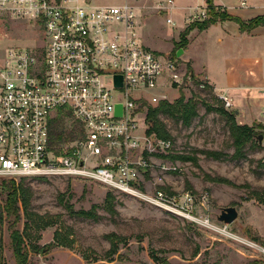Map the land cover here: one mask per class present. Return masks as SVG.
Here are the masks:
<instances>
[{
  "label": "rangeland",
  "instance_id": "1",
  "mask_svg": "<svg viewBox=\"0 0 264 264\" xmlns=\"http://www.w3.org/2000/svg\"><path fill=\"white\" fill-rule=\"evenodd\" d=\"M126 1L152 7L165 0L91 3L119 5ZM139 6L140 34L150 46L155 43L152 49L176 60L179 74H184L182 83H175L174 88L169 84V71L163 75L169 102L183 92L181 112L187 102L186 106L192 105L197 112L190 125L177 117L162 113L157 116L158 126L171 136V147L155 153L153 162L173 164L180 170L166 171L154 165L141 182L139 195L76 176L0 177L2 206L6 196L1 190L4 181L31 190L28 211L19 202L18 222L13 226V217L11 224H4V264H17L12 241L16 229L24 235L26 264H264V254L253 246L264 245V95L234 98L232 106L226 108L211 86H199L202 80L207 83L205 79L189 78L191 67L178 57L181 49L175 46L168 54L180 31L178 25L166 22L170 11L159 14L158 10L145 9L141 19ZM205 10L209 18L207 7ZM196 23L191 21L187 26ZM36 34L24 21L1 19L0 59L10 47L31 44ZM222 107L234 113L237 126L253 133L241 146L234 143L231 124L217 111ZM67 125L71 127L70 121ZM151 126L152 122L147 134ZM171 155L180 157L172 159L168 157ZM158 191L168 201H154ZM110 197H114V212L106 209ZM228 206H235L239 212L231 224L217 218L221 208ZM54 241L59 244L49 248ZM35 245L41 251L33 250Z\"/></svg>",
  "mask_w": 264,
  "mask_h": 264
},
{
  "label": "built area",
  "instance_id": "2",
  "mask_svg": "<svg viewBox=\"0 0 264 264\" xmlns=\"http://www.w3.org/2000/svg\"><path fill=\"white\" fill-rule=\"evenodd\" d=\"M91 2L0 0V20H21L37 31L31 44L10 47L0 59V177L76 176L139 195L154 165L180 170L153 162L171 142L147 134V111L170 100L166 71L173 88L184 74L176 60L143 42L132 4ZM174 3L165 0L158 10L167 12ZM206 18L203 9L188 21ZM219 97L232 106L225 92ZM61 110L79 122V137L57 145L51 121ZM153 200L168 198L158 191ZM253 246L264 254V245Z\"/></svg>",
  "mask_w": 264,
  "mask_h": 264
},
{
  "label": "crops",
  "instance_id": "3",
  "mask_svg": "<svg viewBox=\"0 0 264 264\" xmlns=\"http://www.w3.org/2000/svg\"><path fill=\"white\" fill-rule=\"evenodd\" d=\"M162 2L152 7L143 4H130L136 8L137 13H139V5H141L142 19L145 9L158 10ZM174 2V6L169 8L170 15L168 17L172 18L173 25L180 27L177 41H175L177 43L180 41L181 32L189 23L188 18L205 9L207 2L206 0L185 2L174 0ZM214 4L220 10L238 17L244 22L255 18L264 19V0H214ZM95 5L117 6L118 4ZM158 13L161 14L159 10ZM203 20L196 22L201 23ZM141 37L144 42L145 38L142 33ZM187 38L188 43L178 57L186 66H190L198 77L205 79L207 85L211 86L215 93L225 92L232 101L234 98L245 100L246 96L251 99L252 94L262 93L264 89V23L243 31L235 20H219L205 29L196 26L190 31ZM150 44L151 46L146 43L150 48H152V44L155 45L152 42ZM173 47L175 44H171L168 54L173 50Z\"/></svg>",
  "mask_w": 264,
  "mask_h": 264
},
{
  "label": "trees",
  "instance_id": "4",
  "mask_svg": "<svg viewBox=\"0 0 264 264\" xmlns=\"http://www.w3.org/2000/svg\"><path fill=\"white\" fill-rule=\"evenodd\" d=\"M207 2V10L209 14V18L204 19L201 21V23L196 24H190L185 28L183 32H181L180 35V41L175 44L177 49H184L188 43V34L192 29H194L196 26H198L200 29H205L211 24L216 23L219 20H226V19H232L237 21L240 24V27L243 31L250 30L252 28H255L262 23V18H255L249 22H244L238 17H234L226 13L225 11L218 12L215 10L217 8L214 4V0H206ZM219 9V8H218ZM191 72L192 68H191ZM197 75L193 72L192 77L195 78ZM185 100V95L183 92H181L180 96L173 102L169 101H161L157 106L149 107L148 110V119L152 120V126L149 129L150 134H156V136L163 140H170V134L166 132L163 126H158L157 123V116L158 114H166L171 117H177L178 119L182 120L186 125H190L192 119L197 115V112L194 110V107L191 105L190 107L186 106L189 104L187 102L185 104V108L183 112H181V106L183 105V102ZM222 115H224L228 121L229 124H231V127L233 128V134H234V143L238 146H241L244 141H248V139L251 138L253 133L249 134L247 130H249L247 127L241 128L236 125L235 123V117L234 113L228 112L224 107L218 109ZM70 121L71 127L68 128L67 122ZM79 122L76 120H73L70 111L68 110H61L58 112L57 116L51 121V131H50V138L54 144H61L63 141H71L79 137L78 132ZM240 131L239 134L236 132ZM245 137V138H244ZM244 139V140H242ZM172 159H176L180 156H168ZM186 158V157H184ZM224 180V179H221ZM226 181V180H224ZM1 190L3 193H5L4 198V206L0 205V264H4L3 262V229L4 224L8 223L11 224V219L14 217L13 226L18 222L20 218V206L19 202H22L24 210L28 211L30 198H31V190L29 188H25L23 186L17 187L13 181L9 182H3L1 184ZM114 200V197H110L107 200L106 209L108 211L114 212V205L112 204ZM84 216H90L89 213L82 212ZM57 236V234L55 235ZM12 241L14 243V252L17 264H26L28 260V252L27 249H25V241H24V235L21 234L20 231L17 229L13 231L12 233ZM61 245H64L65 243L60 241ZM59 242H52L48 246L49 248L54 247L58 245ZM33 250L35 251H41L40 246L35 245L32 246Z\"/></svg>",
  "mask_w": 264,
  "mask_h": 264
},
{
  "label": "water",
  "instance_id": "5",
  "mask_svg": "<svg viewBox=\"0 0 264 264\" xmlns=\"http://www.w3.org/2000/svg\"><path fill=\"white\" fill-rule=\"evenodd\" d=\"M91 1V0H88ZM182 50L178 52V55L181 53ZM193 73V72H191ZM117 84L120 85V77H117ZM121 113V112H119ZM151 123L152 120H149ZM260 142L263 140V135L259 136ZM239 212L235 206H228V207H223L221 208L220 214L217 216L218 220L226 223V224H231L233 223L237 218H238Z\"/></svg>",
  "mask_w": 264,
  "mask_h": 264
}]
</instances>
